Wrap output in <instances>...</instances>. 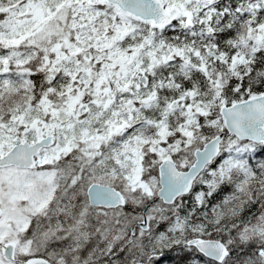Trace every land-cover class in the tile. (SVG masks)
Here are the masks:
<instances>
[{"label":"snow or ice","instance_id":"1","mask_svg":"<svg viewBox=\"0 0 264 264\" xmlns=\"http://www.w3.org/2000/svg\"><path fill=\"white\" fill-rule=\"evenodd\" d=\"M0 264H264V0H0Z\"/></svg>","mask_w":264,"mask_h":264}]
</instances>
